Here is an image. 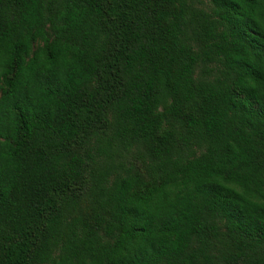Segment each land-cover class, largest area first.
I'll return each mask as SVG.
<instances>
[{
  "label": "trees",
  "instance_id": "trees-1",
  "mask_svg": "<svg viewBox=\"0 0 264 264\" xmlns=\"http://www.w3.org/2000/svg\"><path fill=\"white\" fill-rule=\"evenodd\" d=\"M0 264H264V0H0Z\"/></svg>",
  "mask_w": 264,
  "mask_h": 264
}]
</instances>
